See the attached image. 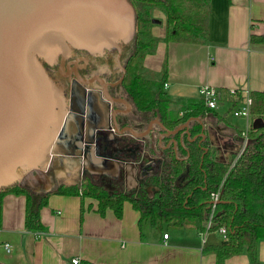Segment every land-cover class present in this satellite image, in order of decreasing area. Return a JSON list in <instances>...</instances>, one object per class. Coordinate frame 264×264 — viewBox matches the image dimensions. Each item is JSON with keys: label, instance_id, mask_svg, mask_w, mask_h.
<instances>
[{"label": "water", "instance_id": "water-1", "mask_svg": "<svg viewBox=\"0 0 264 264\" xmlns=\"http://www.w3.org/2000/svg\"><path fill=\"white\" fill-rule=\"evenodd\" d=\"M135 33V10L129 0H0V190L16 185L47 194L66 185L65 177L77 179L85 173L92 181L125 179L128 168L140 171L148 160L136 179L140 181L157 175L163 153L171 146L177 155L178 142L164 140L182 130L188 141L199 139L204 153H213L218 144L210 139L204 118H190L173 130L154 118L139 134L131 128L117 130L112 116L111 132L107 107L117 101L105 87L73 88L66 97L63 85L44 68L58 61L62 65L75 50L107 53L119 65L121 51ZM195 125L200 131L191 138ZM119 140L129 141L120 150L126 155L124 163L119 154L98 150L101 145L115 149ZM205 140L208 148L201 146ZM179 144L184 146L181 139ZM240 150L241 145L233 156Z\"/></svg>", "mask_w": 264, "mask_h": 264}, {"label": "crops", "instance_id": "crops-1", "mask_svg": "<svg viewBox=\"0 0 264 264\" xmlns=\"http://www.w3.org/2000/svg\"><path fill=\"white\" fill-rule=\"evenodd\" d=\"M151 33L158 44L143 65L159 72L166 59L164 90L174 102L199 99V88L204 85L219 91L218 107L197 118H204L210 139L218 144L208 153L209 159L229 162L241 145L239 132L249 127L245 122L246 128L238 129L229 115L222 118L227 110L221 113L218 108L225 104L230 107L229 90L264 91V44L250 42L251 35H264V0H210L208 38L203 45L167 41L163 29L153 27ZM178 133L175 139L169 138L177 144L186 139L183 130ZM127 171L125 180L136 182L138 170ZM77 181L81 176L63 180L66 185ZM156 190L148 188L149 194ZM96 208L92 199L81 202L78 196L51 194L39 212L43 230L29 232L24 229L25 196L6 194L1 203L0 244H9L10 251L0 247V264H73V259H78V264H217L213 254L201 252L203 246L221 241L215 233H208L202 244L201 237L191 231L164 228L159 233L148 221L139 222V213L129 202L123 204L120 218L109 209L100 216ZM256 258L264 264V240L257 244ZM223 264L251 261L242 252Z\"/></svg>", "mask_w": 264, "mask_h": 264}, {"label": "trees", "instance_id": "trees-1", "mask_svg": "<svg viewBox=\"0 0 264 264\" xmlns=\"http://www.w3.org/2000/svg\"><path fill=\"white\" fill-rule=\"evenodd\" d=\"M129 1L135 10L136 33L122 51L123 89L136 112L145 124L157 118L169 130L189 118L212 112L201 98L183 100V103L170 98L164 90L168 77L166 59L159 72L150 71L143 65L145 57L154 54L158 44L151 33L153 10H159L165 17L167 41L203 45L208 38L210 0ZM250 42L264 44V35H251ZM235 91L230 95V107L222 118L233 115L234 109L245 102L244 90ZM249 96L251 119L259 118L262 123L252 125L246 139L243 132H239L243 149L230 162L209 159V152L204 153L197 141L183 138L184 146L177 144V155L172 148L165 152L157 175L140 180L138 190L130 193H125L122 188H107L86 178L79 184L61 185L47 194H33L16 185L4 188L0 190V223L3 197L8 193L20 194L25 196L24 229L42 231L39 212L47 205L49 196L56 194L78 196L81 202L92 199L97 202L96 212L100 216L109 209L117 218L122 215L123 204L129 202L139 213V222L148 221L159 233L166 228L191 231L201 237L207 223L209 203L218 193L219 200L209 231L221 238L220 230H224L226 238L218 244L203 246L201 252L213 254L217 264L246 252L251 264H260L256 249L258 242L264 240V91H250ZM199 131L195 125L190 131L191 137ZM201 146L208 148V141H203ZM185 173L184 180L176 186V180ZM149 187L157 190L148 194Z\"/></svg>", "mask_w": 264, "mask_h": 264}, {"label": "flooded vegetation", "instance_id": "flooded-vegetation-1", "mask_svg": "<svg viewBox=\"0 0 264 264\" xmlns=\"http://www.w3.org/2000/svg\"><path fill=\"white\" fill-rule=\"evenodd\" d=\"M123 51V50H122ZM122 51L118 58L119 65L117 61L110 57L107 53H104L101 56L98 55H90L85 51L75 50L72 51L71 54L68 56V58L65 59L64 63L61 65L60 61H58L56 64L52 66H48L44 64V68L47 72V74L54 80L59 81L63 87H64V93L66 97H70L69 94L74 88L75 91L79 90H85V89H99L102 91V89L105 87L107 89V92L109 96L116 100L117 102H110L108 108V114L111 116L110 118V125H111V132H114L115 129L114 126V117L117 124V130H123L131 128L136 133L142 134L143 131L147 128L148 124L154 119L152 118L148 123L145 124L143 118L141 115H139L132 102L127 97L124 89H123V79L125 75L124 69V61L122 59ZM115 111H118L117 113ZM115 112V115L113 113ZM156 129L158 127L156 125H153ZM169 130V129H168ZM111 133H107V137H109ZM113 134V133H112ZM111 134V135H112ZM127 135V138H129L130 143L134 142V140L130 137V135ZM177 135L172 136L174 139L177 137ZM114 136V135H113ZM118 137V136H116ZM96 138H98V135H96ZM144 138V137H143ZM171 138V137H170ZM147 139V138H146ZM145 139V140H146ZM167 140V139H166ZM170 139L168 138V141ZM128 140L124 141L125 144L122 143V140H119V144H117L115 149L112 148H103V145L99 146L98 150L100 153L104 152H112L119 154L120 160H125V154H123L121 151L128 145ZM167 141V142H168ZM129 143V144H130ZM147 145V143H146ZM172 146L168 149L171 151ZM173 149V148H172ZM121 150V151H120ZM168 150L164 151L168 152ZM120 151V152H119ZM164 153L162 156V163L164 158ZM209 157V156H208ZM214 158H217L214 156ZM214 161V160H213ZM148 163V160L146 161ZM143 164L141 166V170H138L136 179L138 178L139 173H142L143 167L146 165ZM127 164V163H125ZM160 170V169H159ZM159 172V171H158ZM153 176H150L152 178ZM83 178H86L90 180L93 183H98L100 185H103L107 188L114 187V188H122V190L125 193H130L133 191L138 190L140 186V181L136 180V182L131 183V181H126L122 176L119 177L117 180H110V179H98L96 181H92L91 177L88 173H85L81 176V181ZM147 178V177H146ZM145 178V179H146ZM149 179V178H147ZM55 184V183H54ZM151 188V187H149ZM55 188H53L54 190ZM149 194V192L147 191Z\"/></svg>", "mask_w": 264, "mask_h": 264}, {"label": "built area", "instance_id": "built-area-1", "mask_svg": "<svg viewBox=\"0 0 264 264\" xmlns=\"http://www.w3.org/2000/svg\"><path fill=\"white\" fill-rule=\"evenodd\" d=\"M164 86H166V85H164ZM235 90L234 89L229 90L228 94L229 95H234L235 92H236ZM244 93H245V96H246L245 102L241 106L235 108L232 114L236 118L245 119L246 122L248 123L247 126L250 128V123H251L250 122V120H251V116H250L251 98H250L249 92L247 90H244ZM219 94H220L219 91L216 88L212 87V86L204 85V86H201L199 88V96L203 100L205 106L208 109H210V110H214V109H216L218 107V105H219L218 95ZM249 128L242 133V135L245 137V139H246V133L249 130ZM218 198H219V194L216 193V194L213 195L212 200L210 201V204H209V208L210 209H209V213H208L207 223H206V226H205V231L201 235L202 244L204 243L205 236L208 233H210L209 229L212 227V224H213L212 220H213V217H214V214H215V205L218 203V200H219ZM220 233L222 234L221 240H225L226 236H225L224 230H220ZM163 238L167 239V235L164 234ZM0 247L2 249H4L6 252L10 251V245L9 244H0ZM72 263L73 264H78L79 261H78V259H73Z\"/></svg>", "mask_w": 264, "mask_h": 264}, {"label": "rangeland", "instance_id": "rangeland-1", "mask_svg": "<svg viewBox=\"0 0 264 264\" xmlns=\"http://www.w3.org/2000/svg\"><path fill=\"white\" fill-rule=\"evenodd\" d=\"M152 18L155 19L157 21V23H155V24L152 23L153 26L151 27V29L153 27L156 30H162L163 29V31L166 33L165 17H164V15L159 10H153L152 11ZM228 107H229V105L228 104H225L224 106L218 108V112H221L222 113V112L228 110ZM229 118H230L232 124L234 126H236L238 129L243 130V129L246 128V126H245L246 120L245 119L244 120L243 119H237V118L232 117V115H230V114H229ZM250 122H252L253 125H259V124L262 123V120L259 119V118H254V119L252 118L250 120ZM169 232H171V231H169Z\"/></svg>", "mask_w": 264, "mask_h": 264}]
</instances>
